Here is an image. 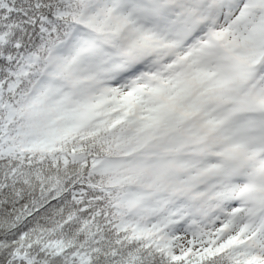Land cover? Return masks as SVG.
Here are the masks:
<instances>
[{"label": "snow or ice", "instance_id": "6c2138e0", "mask_svg": "<svg viewBox=\"0 0 264 264\" xmlns=\"http://www.w3.org/2000/svg\"><path fill=\"white\" fill-rule=\"evenodd\" d=\"M0 264H264V0H0Z\"/></svg>", "mask_w": 264, "mask_h": 264}]
</instances>
